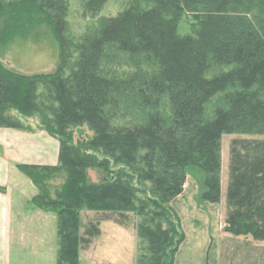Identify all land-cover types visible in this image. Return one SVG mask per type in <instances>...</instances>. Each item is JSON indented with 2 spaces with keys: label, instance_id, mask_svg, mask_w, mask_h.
<instances>
[{
  "label": "trees",
  "instance_id": "1",
  "mask_svg": "<svg viewBox=\"0 0 264 264\" xmlns=\"http://www.w3.org/2000/svg\"><path fill=\"white\" fill-rule=\"evenodd\" d=\"M87 1L96 19L105 0ZM68 13V0H0L2 43L59 50L49 75L0 62V128L38 119L61 144L58 167H19L39 190L29 206L58 218L57 264H80L84 211L134 214L136 264H174L185 234L171 204L191 170L202 175L200 202H222L225 136L240 139L229 149L224 231L264 243V0H129L73 45ZM186 14L194 27L182 37ZM123 109L141 115L122 125ZM83 127L92 137L75 145ZM90 170L105 180L90 182ZM62 172L52 197L51 175Z\"/></svg>",
  "mask_w": 264,
  "mask_h": 264
},
{
  "label": "crops",
  "instance_id": "2",
  "mask_svg": "<svg viewBox=\"0 0 264 264\" xmlns=\"http://www.w3.org/2000/svg\"><path fill=\"white\" fill-rule=\"evenodd\" d=\"M31 126L0 128V264H57L58 218L29 206L39 190L19 167H58L61 144L45 130ZM171 206L185 234L174 264H264L263 242L224 231L222 202L202 204L185 190ZM26 244L30 250L35 248L34 261L13 263V247L19 245L21 250Z\"/></svg>",
  "mask_w": 264,
  "mask_h": 264
},
{
  "label": "rangeland",
  "instance_id": "3",
  "mask_svg": "<svg viewBox=\"0 0 264 264\" xmlns=\"http://www.w3.org/2000/svg\"><path fill=\"white\" fill-rule=\"evenodd\" d=\"M129 0H105L102 8L96 19H92L91 14H88L89 4L87 0H68L67 23L68 33L67 39L71 44H77L86 38L97 26L101 19L115 18L128 7ZM194 22L191 14H186L179 25L178 33L185 37L192 34ZM0 25V34H1ZM45 42V41H44ZM43 42V43H44ZM48 43V42H47ZM34 46L32 43H2L0 39V62L16 73L34 76V75H49L55 73L61 66L59 58V50L57 45L49 47L52 43ZM41 46V47H40ZM76 57V55L74 56ZM125 66V65H124ZM116 69L117 66H113ZM122 72L129 71L128 67L119 68ZM168 109L167 106H163ZM162 110V113H167L168 110ZM120 117L116 120L122 125L136 122L140 117L139 114L133 112H125L123 109L119 113ZM40 120H23L26 128L29 126L40 125ZM32 127V126H31ZM74 144L78 142L89 141L92 133L87 127L78 128L73 131ZM240 139L238 136H225L223 138L222 147V204L224 210V224L226 216V194L228 186V162L229 149L233 140ZM99 159L104 156L97 154ZM99 171H88V177L92 183H100L104 181L106 175ZM49 194L55 197L65 182L66 175L62 172L59 175H51ZM202 175L198 171L191 170L188 174L186 193L190 196L197 197L200 201ZM202 203V202H201ZM209 204V203H202ZM225 208V209H224ZM83 229L81 231L84 238L82 249L80 251V264H136L138 252V240L136 228L140 220L131 213L128 214H112V213H95L84 211L81 213ZM99 228L100 236L91 238L85 235L89 226ZM35 249V248H34ZM34 249L30 250V245L26 244L25 249L20 250V246L13 247L11 252L12 262H19L20 259L26 262L34 261ZM36 252V251H35ZM37 253V252H36ZM58 258V249H57Z\"/></svg>",
  "mask_w": 264,
  "mask_h": 264
}]
</instances>
